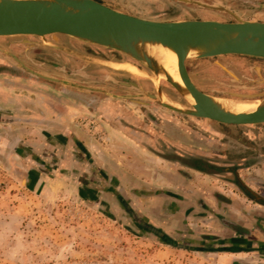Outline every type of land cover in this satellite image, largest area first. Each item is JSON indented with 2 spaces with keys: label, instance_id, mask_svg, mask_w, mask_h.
<instances>
[{
  "label": "rangeland",
  "instance_id": "rangeland-1",
  "mask_svg": "<svg viewBox=\"0 0 264 264\" xmlns=\"http://www.w3.org/2000/svg\"><path fill=\"white\" fill-rule=\"evenodd\" d=\"M101 1L123 7L130 10L131 14L149 20L229 21L226 14L197 9L173 0ZM204 1L218 3L244 20L264 22V9L261 8L264 0ZM59 39V46L83 56L96 60L115 59L111 50L85 45L65 36H59ZM25 40L32 43L26 44ZM38 41L33 37L0 38V49L13 54L35 72L80 86L102 88L114 97L81 93L74 88L63 89L60 85L23 72L2 55L0 92L6 90L14 96L32 97L35 100L39 90H43L37 89V86H50L84 98L85 101L89 99L84 103L85 119L81 120L87 130L94 126L106 131L111 125H116L115 118L122 114L120 112H123V106L127 108L128 116H139L149 126L150 130L147 127L144 134L147 139H155L152 129L162 134L161 140L164 144L166 142L167 147L160 149V155L166 160H162L160 166L152 160H106L110 162V171L116 167L123 170L118 175L122 177L124 185L112 177L115 173L110 175L104 167V171L98 175L103 180L93 182L97 191L94 192L93 184L88 181L86 189L76 181H50L48 178L55 176L52 169L48 170L50 177H46L47 181L38 183L37 168L32 170L29 163L16 160L15 151L9 149L8 141L0 137V264H223L215 257L196 254L203 248L211 247L206 243L203 246L191 244L187 231L179 235L175 232L166 234L158 228L159 221L156 218L167 215V220L168 213H173L174 196L177 195L174 190L182 192L175 186L170 189L164 187L167 184L170 186L167 181L175 182L178 174L192 171L191 166L201 167L209 173L220 175L219 179L230 178L228 182L234 183L240 191L254 199L253 194L238 183L234 166H237L239 155H243L241 140L245 139L251 144L246 149L251 154L255 152V142L264 143V125L226 126L180 115L149 101H139L135 97L141 92L155 90L154 87L152 90L145 89L146 84L152 85L150 82L51 47H36L34 43ZM186 65L196 87L211 96L221 97L225 93H264V85L255 73V67H264V62L243 56H221L188 61ZM110 78L118 82H135L139 90L121 87ZM163 85L167 91L173 92V99L176 100L174 89L165 82L162 83V89ZM104 135L106 134L103 132L102 137ZM168 144L174 147L168 148ZM196 160H213L214 165L202 161L200 166ZM157 169L166 170V181H156L154 185H149L153 189L143 185L132 189L130 184L125 183V179H155ZM228 173L232 174L231 177ZM107 189H111L114 194L99 197V192ZM121 192L125 195H121ZM160 192H167V203H159L161 201H158L157 196ZM117 193L119 196H115ZM143 203L146 204L145 207ZM151 205H155L153 225L148 223V219L140 211L142 206L148 208ZM169 220V223L165 222L166 225H172L174 218ZM170 243L176 245L172 246Z\"/></svg>",
  "mask_w": 264,
  "mask_h": 264
},
{
  "label": "crops",
  "instance_id": "crops-1",
  "mask_svg": "<svg viewBox=\"0 0 264 264\" xmlns=\"http://www.w3.org/2000/svg\"><path fill=\"white\" fill-rule=\"evenodd\" d=\"M37 87L43 90H39L35 100L32 97L14 96L6 90L0 92V137L8 141L9 149L15 151L16 160L29 163L32 170L37 168L38 183L47 181L46 177H50L48 170L52 169L55 176L48 178L50 181H76L86 189L87 181L93 184L103 180L98 175L105 167L110 175L115 173L112 177L118 183L124 185L122 177L118 175L123 170L116 167L110 171V162L106 160H152L159 166L162 160H166L160 155V149L167 147L166 142L164 144L161 140L162 134L152 129L155 139H147L144 134L149 126L139 116H128L127 108L122 106V114L115 118L117 124L111 125L107 132L94 126L87 130L81 120L85 119L84 103L89 99L85 101L50 86ZM103 132L106 134L104 137ZM241 142L244 150L241 151L243 155L238 157L237 166H234L235 175L238 183L249 190L254 199L240 191L234 183L228 182L230 178L219 179L220 175L191 166L192 171H188V174L177 173V180L167 181L170 186L167 184L164 187L170 189L175 186L182 191L174 190L177 194L174 196L175 206L173 213H168L169 218H174L172 225H166V221L170 222L169 218L166 220L167 215L164 218L159 215L156 220L159 221L158 228L166 234L175 232L179 235L187 231L191 244L203 246L206 243L211 247L203 248L196 254L215 257L223 264H264V143L255 142V152L251 154L246 150L251 144L245 139ZM172 147L168 144V148ZM202 161L214 165L213 160H196L200 166ZM165 171L157 169L155 179H125V183L130 184L132 189H137L138 185L153 189L149 185L165 180ZM93 187L97 192L95 184ZM108 189L99 192V197L114 194ZM166 193L160 192L157 196L161 201L159 203H167ZM115 196H119V193ZM150 196L147 198L150 199ZM144 207L140 211L153 225L155 205Z\"/></svg>",
  "mask_w": 264,
  "mask_h": 264
},
{
  "label": "water",
  "instance_id": "water-1",
  "mask_svg": "<svg viewBox=\"0 0 264 264\" xmlns=\"http://www.w3.org/2000/svg\"><path fill=\"white\" fill-rule=\"evenodd\" d=\"M173 1L201 10L226 14L229 21L200 19L155 21L137 17L123 7L97 0H0V38H37L39 41L34 43L36 47H51L107 68L109 66L105 61L111 60H96L61 47L59 36L111 50L114 60L127 61L125 58H128L148 76H165L161 82L174 89L176 102H185V96L188 95L194 104L185 102L182 103V108H177L163 100L161 96L164 92L160 84L154 91H143L136 96L139 101H149L180 115L226 126L264 125V93H225L221 98L260 101L258 108L253 112H232L221 105L216 96L206 94L196 87L186 65L188 61L229 55L264 59V22L244 20L218 3L204 0ZM261 8L264 9V4H261ZM24 42L32 43L28 40ZM149 46L163 47L177 56L183 85L167 75L158 62L147 53ZM0 55L23 72L60 85L63 89L74 88L81 93H99L114 97L102 88L80 86L68 80L35 72L5 50L0 49ZM110 80L121 87L139 90L135 82H118L113 78ZM261 83L264 85V79Z\"/></svg>",
  "mask_w": 264,
  "mask_h": 264
},
{
  "label": "bare ground",
  "instance_id": "bare-ground-1",
  "mask_svg": "<svg viewBox=\"0 0 264 264\" xmlns=\"http://www.w3.org/2000/svg\"><path fill=\"white\" fill-rule=\"evenodd\" d=\"M146 51L151 57H153L158 62L160 67L164 70V72H166L167 75H169L174 81L183 85L182 79L179 74L177 56L173 52L163 47H157V46H149ZM105 62L108 64L109 69L121 73L124 72L127 75H130L131 77L148 81L153 85L154 88H156L159 84L162 85L163 82H161V80L162 78H165V76L163 75L148 76L137 65L130 62L129 60L127 61L111 60ZM164 95L161 96L163 100L172 103L177 108L183 107V104L181 102H176L175 100L173 101V99L167 97L165 93ZM184 100L187 104H194V101L188 95L185 96ZM216 100L226 109L235 113L253 112L258 108L260 104L259 100L228 99L223 97L222 98L217 97Z\"/></svg>",
  "mask_w": 264,
  "mask_h": 264
},
{
  "label": "flooded vegetation",
  "instance_id": "flooded-vegetation-1",
  "mask_svg": "<svg viewBox=\"0 0 264 264\" xmlns=\"http://www.w3.org/2000/svg\"><path fill=\"white\" fill-rule=\"evenodd\" d=\"M102 3H104V2H102ZM229 56H234V55H229ZM249 59H252L253 61L264 62V59H257V58H249ZM255 73H256L257 79H259V81L264 79V67L256 66L255 67ZM125 81H129V80L125 79ZM144 87H146L145 89H147V90H149V89L152 90L153 89V86L152 85H148V84H146V86H144ZM163 91H164V93L166 94L167 97H169L170 99H173V95H174L173 92L171 90L167 91L166 88H164V85H163ZM133 94H135V93H133ZM182 103H185V102L182 101Z\"/></svg>",
  "mask_w": 264,
  "mask_h": 264
},
{
  "label": "trees",
  "instance_id": "trees-1",
  "mask_svg": "<svg viewBox=\"0 0 264 264\" xmlns=\"http://www.w3.org/2000/svg\"><path fill=\"white\" fill-rule=\"evenodd\" d=\"M100 2V1H99ZM172 246H175L176 244H174V243H170Z\"/></svg>",
  "mask_w": 264,
  "mask_h": 264
}]
</instances>
